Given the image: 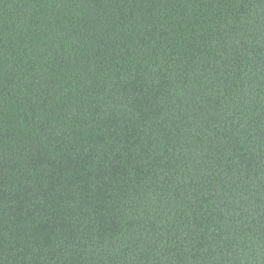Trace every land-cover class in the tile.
I'll list each match as a JSON object with an SVG mask.
<instances>
[{
	"label": "trees",
	"instance_id": "obj_1",
	"mask_svg": "<svg viewBox=\"0 0 264 264\" xmlns=\"http://www.w3.org/2000/svg\"><path fill=\"white\" fill-rule=\"evenodd\" d=\"M0 264H264V0H0Z\"/></svg>",
	"mask_w": 264,
	"mask_h": 264
}]
</instances>
